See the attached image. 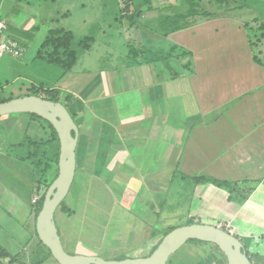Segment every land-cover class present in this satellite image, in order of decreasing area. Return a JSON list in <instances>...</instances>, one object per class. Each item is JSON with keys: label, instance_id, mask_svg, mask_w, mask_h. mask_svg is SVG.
Segmentation results:
<instances>
[{"label": "crops", "instance_id": "crops-1", "mask_svg": "<svg viewBox=\"0 0 264 264\" xmlns=\"http://www.w3.org/2000/svg\"><path fill=\"white\" fill-rule=\"evenodd\" d=\"M54 1L40 0L36 13H27L25 4H30V0H0V16L6 21V30L11 32L4 40L16 41L20 47L19 54L9 53L4 58L21 59L34 51L39 55L41 48L38 50L33 41L35 42V30L42 24L48 28L46 37L55 28L54 25L66 31L71 29L63 26L59 19L67 18L68 13L79 6L69 7V3L55 5ZM75 1L85 6L87 0ZM149 1L128 0L127 4L121 6L122 2L119 3V0H96L99 7L95 8V19L87 21L88 12L85 8L82 9L83 14L78 18L82 19L79 24L84 29H80L87 32L88 26L98 27L101 36L114 33L124 39L126 45L133 44L139 48L161 50L170 41L193 52L195 72L184 69L181 61L177 59H168L133 65V68L128 65L129 72L119 78L120 85L117 83L114 67L107 69L108 72L103 78L102 71L96 73L72 69L51 83L45 80L46 75L34 78L22 75L25 80L22 85L31 84L27 88L30 91L43 87L58 89L81 101L76 111L80 132L76 149L75 196L82 195L87 190L102 192L105 198L103 202L110 200L116 201L117 204L119 201L116 190L119 181L128 187L133 176L135 180L143 178L146 189L151 187L162 194L170 179L163 181L161 171L151 176L145 174L144 170L151 169V163L156 160L161 162L162 158L167 166L169 158L170 168L173 163L175 166L174 169L168 170L172 171V178L180 175L182 178L192 179L193 201L190 218L195 222L210 224L216 221L224 222L234 230L235 235L243 239L244 248L251 256L253 264H264V175H254V170L247 174L250 172L248 169L254 165H258L257 170L264 171V65L256 60L257 57L262 58L258 56L262 54L254 51L249 37L250 25L255 22H249L248 25L249 20L244 18L243 14L216 5L209 17L200 16L186 28L164 37L158 28L161 17L166 15L162 11L165 6L158 4L153 5V8L148 5ZM248 5V8L242 10L246 11V16L257 7L250 3ZM124 7L125 13L129 10L130 15L133 11L137 12L135 17L132 16V22L124 21L129 18L125 13L124 19L121 17ZM148 8H153L156 15L145 14ZM175 8L176 6L173 9ZM218 10L221 12H216ZM113 14L114 24L111 23ZM79 30L74 33L76 37L84 34H79ZM144 30L154 34L159 41L158 45L145 40L148 33H144ZM100 41L105 45L111 43L106 37ZM260 44L261 41L258 44L259 49ZM182 77L186 79L191 94L189 102L192 111L187 118L175 116L167 109L169 95L175 94V89L168 91L171 87L169 81ZM97 80V93L90 96V87ZM1 95L0 93V101L15 97L13 93L9 94L10 96ZM10 118L18 120V117L10 115L0 116V131L3 135L0 140V160L5 159L8 163V166H5L0 162V195L7 194V198L16 207L13 210L11 208L10 222L7 225L0 221V234L5 240L9 239L23 246L20 235L23 232L28 234L29 227L38 236V214L35 206L40 198L34 187L36 169L33 160L26 158L30 151L28 142L46 138L49 130L44 129L45 122H40V118L31 115V118L21 123L25 137L6 142V125L10 124ZM40 130L43 134L46 132L45 137L39 134ZM176 137H179L180 143H177ZM171 141L175 144L171 145ZM163 143L168 146L167 149L165 146L162 150ZM148 144L154 148L153 151H145ZM257 155L262 156L258 162L252 159ZM177 172L181 174L177 175ZM202 176L240 184L253 183L255 189L247 200L241 202L237 195L230 193L229 188L217 186L211 181L195 180ZM154 177L156 181L153 180L150 184V179ZM93 182L97 184H94L95 187ZM93 198L96 197L93 195ZM73 203L72 199L66 202L71 210L70 213L64 211L68 215L74 212ZM77 206L76 203L75 209ZM112 206L113 204L106 210L108 213L112 212ZM1 214L5 216V213L0 212ZM103 216L111 219L107 214ZM141 219H144L142 232L149 236L147 241L157 237L160 240L163 232L172 227L168 224L162 226L163 221L158 220L160 224L151 225L148 218ZM58 228L69 250L75 249L68 250L69 252L101 256L98 251H78L77 246L72 243L73 238L66 237L61 226ZM187 246L189 256L187 261L183 257L184 264H228L224 255L219 253L221 251L213 245L197 243ZM35 261L29 264H36ZM39 264L59 263L51 256ZM169 264L179 262L171 259Z\"/></svg>", "mask_w": 264, "mask_h": 264}, {"label": "rangeland", "instance_id": "rangeland-1", "mask_svg": "<svg viewBox=\"0 0 264 264\" xmlns=\"http://www.w3.org/2000/svg\"><path fill=\"white\" fill-rule=\"evenodd\" d=\"M40 0H30L29 2L25 4L26 8L28 9L27 13H36V7L38 6ZM146 0H143V2ZM151 2H148L149 6L158 4H163L164 9L162 10L165 14H173L175 9H173L175 6H178L179 1L178 0H150ZM161 1V3H159ZM121 3V6H124L127 4L128 0H119V3ZM63 3H69V7H73L75 5H78L77 9L70 11L67 16V18L59 19V22L65 26L70 27V30H67L69 32H72L73 34L75 31L77 32L80 28H83L79 23L82 20L81 18H78L80 15L83 14L82 9H86L88 12L87 15V21H92L95 19V8L99 7L98 2L96 3V0H90L86 1L85 6L80 4V2H76L75 0H55L53 4L55 5H63ZM72 3V4H71ZM248 3H250L252 6H257L254 12L249 13L248 16H246V11L238 10L237 14H243V17L248 19L249 22H255L251 28L253 29L254 33L256 31V36L259 37V35L264 34L263 29L260 28L262 24H264V0H248ZM146 4V2H145ZM250 6V5H248ZM120 7V6H119ZM125 8V7H124ZM154 8V7H153ZM153 8H148L145 11V14H152L153 16L156 15V12ZM213 7L208 2L203 3V9H207L210 12H213ZM246 8H248L246 6ZM245 8V9H246ZM244 9V10H245ZM91 10V11H90ZM121 10V9H120ZM248 10V9H247ZM123 13V11L121 10ZM216 12H221V10H218ZM215 14V13H214ZM201 15L197 16L196 19L200 18ZM210 15L206 16L209 17ZM114 14L111 15V23H115L113 20ZM205 17V16H203ZM78 18V20L76 19ZM194 20V18H193ZM25 21V20H22ZM126 21V20H124ZM55 23H58L55 21ZM50 25V24H49ZM24 26V25H23ZM56 28V25H54ZM59 27V26H57ZM54 28V29H55ZM98 27L94 26H88L87 32L79 30V34H82L80 36H77L74 34V40L70 45V48H75L79 50V59L76 65L73 69L75 70H82V71H88V72H98L102 71V78L104 75L108 72L107 69L114 67L113 71L116 74L117 77V83L120 85V79L124 75L129 72V66L134 67V64L129 63V59L127 58V49H129V45H126L124 43V39H121L118 37V35L111 33L105 36H101L99 33ZM48 28L44 26L43 24L41 26H38L35 36V42L33 41V44L38 47V50L42 47V42L46 38V33ZM58 29V28H56ZM78 29V30H77ZM86 31V30H85ZM147 31V35L145 36V40L147 42L153 41V43L157 44L159 43L157 38L154 37V34H149L150 32L148 30H144V33ZM35 33V32H34ZM11 34V32L8 30H5L3 39L6 35ZM85 37H90V48L89 49H82L79 47V42L83 40ZM107 38L111 41L110 44L105 45V43H102L100 40H103V38ZM250 42L252 39H254L255 47L252 46L255 52L260 53L262 59H264V36L261 41V48L258 47V39L255 38V35L250 32ZM40 44V46H39ZM253 45V44H252ZM136 46V45H135ZM117 47V49H116ZM124 49V50H123ZM37 51L31 52L27 56L21 58V59H13L11 57L2 58L0 60V93L6 94L7 96H10L9 94L13 93L15 97H18V95L24 94L27 95V93L30 91L27 88L31 84H23L22 81H25L22 79V75H25V77L34 78L37 76H43L46 75L45 80L51 83V81H54L55 79H58L59 77L63 76V70L53 64L48 63L44 59H41L38 57ZM189 60V58L181 59V64L186 63ZM136 66V65H135ZM96 72V73H97ZM3 73V74H2ZM19 75V76H18ZM23 77V78H25ZM130 77H128V80ZM126 81V79H124ZM8 81V82H7ZM137 81V78L135 79ZM99 82L97 80L96 82L92 83L90 96L96 91L95 83ZM94 84V85H93ZM169 85L171 87L168 88V91L174 90L175 94L169 95V101L167 104L168 111H171V113L175 114V116L184 118H187L192 111V105L189 102L190 101V89L188 88V84L186 79L184 77L178 78L177 80H171L169 81ZM173 86V87H172ZM179 86V87H174ZM37 88V87H36ZM5 89V90H4ZM35 89V88H34ZM3 90V91H2ZM1 95V96H2ZM23 95V96H24ZM63 102V101H62ZM64 103V102H63ZM66 105V103H64ZM70 111V110H69ZM174 111V112H173ZM172 114V115H173ZM11 117H18V120H14L13 118L8 119L10 121L9 125L7 126L6 133L8 136H6L5 140L6 142L11 141H17L18 139H23L25 137V130L23 129L21 123L26 121L28 118H31V115L29 113H14V114H8V116ZM5 116V115H4ZM171 117L168 116V120ZM173 119V118H172ZM14 120V121H13ZM40 122H43L41 119ZM12 124V125H11ZM79 124V123H78ZM26 125V124H25ZM44 129H50L47 124H44ZM39 134L42 137L46 136V132L43 134V132L40 130ZM3 135L0 131V140ZM48 138V137H47ZM20 139V140H21ZM177 143L179 142V137H176ZM1 142V141H0ZM175 144L174 141H171V145ZM153 145V143H152ZM167 145L161 146L162 150H164V147ZM154 148L150 146L149 144L147 147H145V151H153ZM255 158H252L256 162H258V159H261L262 156H254ZM171 158V157H170ZM154 160V159H153ZM159 160H156L155 162L151 163V169L144 170L145 174H157L161 171V175L163 181H167V178L170 179L168 182L167 187L162 191V194H159L155 190H153L151 187L149 189L145 188V180L143 178H139L135 180L134 176L129 182V186L127 187L125 183L122 181H119V186L116 190V197L118 199V203L111 202L113 204L112 206V212L109 211V213L106 211L107 207H105L106 202L104 195L102 192H95V191H85L82 195L75 196L74 194V187H76V182L72 186V189L70 190L68 196L65 199V202H68L69 199L73 200L72 209H74V213L71 215H68L66 212L58 208L56 212V222L58 226H61V229L66 237L71 236L73 238L72 243H74V246H77L78 251H83L86 253H93V252H100L101 257L109 259L110 257L115 256L116 258H120L123 255L127 257H142L143 255H149L152 252V249L156 246L157 241L159 238L151 239L149 241V236H146L143 230L142 222L144 219L141 218H148V223H151V225H158L160 224L159 221H163L161 223L162 226L165 224L171 225V226H182L189 223L191 220L190 218V211L192 207V195H193V182L191 178H182L180 175L181 172H177V177L172 178V171H168L170 169H174V163L172 164L170 168V162L169 158H167V166L164 162V159H161V162H157ZM2 164L5 166H8V163L5 159L0 160ZM256 166L254 165L252 168H249L250 172H246L247 174L252 173L251 171L254 170V175H264V171L257 170ZM167 167V169H166ZM175 167V166H174ZM245 171H248L247 169H244ZM58 166L56 167L55 171H49L48 173V181L51 185L52 181L56 178L58 175ZM99 174V172H97ZM144 174V173H143ZM184 175V174H183ZM243 175V174H242ZM249 176V175H248ZM40 176H38L39 178ZM78 180V176L76 177ZM155 180L154 178H151L150 181L152 184ZM156 181V180H155ZM144 182V183H143ZM257 182V181H256ZM93 187L95 182L92 183ZM97 185V184H95ZM50 187V186H49ZM48 187V188H49ZM46 184L42 188V192H46L48 189H46ZM108 190L109 188L106 187ZM93 195L96 197L93 198ZM115 197V198H116ZM96 199H99L101 201H96ZM158 199L160 200L158 202ZM78 204V206L75 209V204ZM68 204V203H67ZM110 204V205H112ZM15 204L11 202L9 198H7V194L0 195V212L5 213V216L0 215V221L5 225H7L8 222H10V215L13 208L15 209ZM12 208V210H11ZM154 210V211H152ZM128 213H126V212ZM131 213V214H129ZM133 213V214H132ZM107 214L111 217V219L105 218L103 215ZM159 220V221H158ZM141 222V223H140ZM108 223V224H107ZM215 225H226L224 222H212ZM147 225V224H146ZM161 226V227H162ZM152 227V226H151ZM107 228V229H106ZM224 228H231L228 225H226ZM7 230V229H5ZM229 231V230H228ZM62 233V235H63ZM234 234V233H233ZM21 240L24 242L23 246H20L19 243H13L12 240H5L2 234H0V246L5 248L7 251L9 250L11 254L19 255L20 260L23 261L25 264H29L34 262L36 259H41L42 255L40 254L43 250H46L43 245L40 244V239L37 236V234L32 231V228L29 227V233H22ZM237 236V235H236ZM239 237V236H238ZM240 238V237H239ZM63 241V240H62ZM243 241V239H242ZM27 243V244H25ZM66 250H69V247L65 242H63ZM191 244H197L192 241H188L184 246H182L176 253H174L170 260H176L179 262V264H184L183 257L188 260V252L186 249L188 248L187 245ZM201 245H207L210 244L213 245L215 248L216 245L210 242H204L200 243ZM27 246V248H26ZM98 248V250H97ZM41 249V250H40ZM100 249V251H99ZM40 252H39V251ZM75 249L69 250L74 251ZM218 251V249H217ZM219 252V251H218ZM74 253V252H73ZM222 254L221 252H219ZM186 257H185V256ZM43 260V262H45Z\"/></svg>", "mask_w": 264, "mask_h": 264}, {"label": "trees", "instance_id": "trees-1", "mask_svg": "<svg viewBox=\"0 0 264 264\" xmlns=\"http://www.w3.org/2000/svg\"><path fill=\"white\" fill-rule=\"evenodd\" d=\"M178 1L179 3H178V6H176L175 8L174 14H166L162 16L159 22L158 29L160 31V34L164 37H167L170 33H173L177 30L186 28L189 24L193 23L196 20V17L199 15L205 16V17L208 15H211L212 12H210L207 9H203L204 2H208L212 6H216V5L223 6L229 11H238V10L242 11L243 9L246 8V6H248V0H178ZM125 9L126 8L122 10L123 15L121 12V17L124 19L125 14H127L129 15V18L128 19L125 18L126 21L132 22V19L135 17L137 12L133 11L130 15L129 10L127 11L128 13H125L126 12ZM248 25H250V23H248ZM260 28L263 29V32H264V24H262ZM250 29L251 31H253L252 28ZM263 36L264 34L259 35V37L256 36L258 39L257 44L260 42V40H262ZM73 40H74V34L72 32L66 31L64 29H53L49 32L44 43L42 44L38 57H40L41 59H44L50 64H53L61 68L63 70V73L66 74L67 72L72 71V69L74 68V66L76 65L79 59V50L75 48H70V45L73 42ZM90 40H91L90 37H85L83 40L79 42V47L84 50L89 49L91 46V44L89 43ZM255 44H254V39H252L251 45L255 47L256 46ZM128 47L129 49L127 52V58L129 59L130 64L142 65V64L154 63L158 61H165L168 59H177L181 61V59L189 58V60L186 63H183L181 65L184 69L190 71L191 73L195 72L193 52L190 49H187L178 44H174L170 41L167 43L165 48L163 47L161 50H157V49L150 48V47L139 48L133 44H129ZM257 58L256 60L260 64L264 65V59L259 58V57ZM31 94H36V95H39L43 98L50 99V100L61 101V102L63 101L64 103H66L67 108L70 110V113L72 114L73 118L76 121V116H77L76 111H77V107L79 106V104H81V101L75 96L71 94H64L63 92H60V90L58 89H51V88H44V87L40 89H35V90L34 88L31 89V91L27 95H31ZM12 98L14 97H10L8 99L1 100V101H6ZM30 114L33 115L34 117L40 118L50 128L46 138H40L34 141L31 140V142H28L30 146V151L27 154L26 158L33 160V165L36 169V180H35L34 187L36 189V192L40 194V198L38 199L36 206H35L36 212L38 214L39 211L41 210V207H42V204H43L46 192H47V191L42 192V188L45 184L47 186L46 189H48V187L50 186L49 184L50 182L48 181L49 179L48 173L49 171H55L56 167L58 166L59 155H60V142H59L57 131L55 130L53 125L48 120L43 119L37 114H32V113ZM38 176L40 177L38 178ZM195 180L197 182H201V181L210 182L211 181L213 184L217 186H222V187L224 186L226 188H229L230 193L231 194L234 193V195H237L241 202L247 200L249 198V195L255 189V184L253 183L240 184L236 182L221 181V180H217L214 178H208L205 176L197 177ZM110 204L112 203L110 202V200H108L106 202L105 207H107V209H110L111 207ZM60 209L63 211L69 212V213L71 211L69 210L65 200L62 202ZM72 213L74 212H71V214ZM193 222H195L194 219H191L189 221V223H193ZM174 228H176V226H172L166 229L163 232L162 238ZM162 238L159 240L157 245L160 243ZM190 241L194 243H204L203 241H200V240H190ZM40 244L43 245L46 250H43L40 253L42 255V258L36 259L35 261L36 264L42 263L43 260L52 256L50 250L41 241H40ZM157 245L152 249V251L157 247ZM216 247L219 249L217 245ZM222 254L226 258L223 252ZM248 256L250 257L252 264H253V260L251 256L249 254ZM20 257L21 256L19 255L11 254L6 249L0 246V264H25L23 263L22 260H20ZM123 258H126L125 255H123L120 258H116V259H123Z\"/></svg>", "mask_w": 264, "mask_h": 264}, {"label": "water", "instance_id": "water-1", "mask_svg": "<svg viewBox=\"0 0 264 264\" xmlns=\"http://www.w3.org/2000/svg\"><path fill=\"white\" fill-rule=\"evenodd\" d=\"M14 113L37 114L53 125L59 137L58 175L46 192L36 223L40 241L59 264H168L171 256L190 240L217 245L225 254L228 264H252L238 236L206 222L188 223L172 229L147 256L106 259L99 255L69 252L63 244L57 226L56 212L68 196L75 180L79 126L63 102L36 94L0 102V116Z\"/></svg>", "mask_w": 264, "mask_h": 264}, {"label": "built area", "instance_id": "built-area-1", "mask_svg": "<svg viewBox=\"0 0 264 264\" xmlns=\"http://www.w3.org/2000/svg\"><path fill=\"white\" fill-rule=\"evenodd\" d=\"M7 28L6 21L3 17L0 16V59H2L5 55L12 53V54H19V44L16 41L12 40H4L3 35ZM37 201V199H36ZM226 225H220V227H225ZM226 230H229L232 234L235 233L232 228H225Z\"/></svg>", "mask_w": 264, "mask_h": 264}]
</instances>
